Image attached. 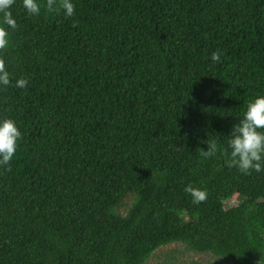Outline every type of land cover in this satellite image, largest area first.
<instances>
[{
    "label": "trees",
    "instance_id": "obj_1",
    "mask_svg": "<svg viewBox=\"0 0 264 264\" xmlns=\"http://www.w3.org/2000/svg\"><path fill=\"white\" fill-rule=\"evenodd\" d=\"M36 2L12 0L15 27L0 10V118L21 132L0 164V264H147L173 244L264 264V168L227 163L264 95V0Z\"/></svg>",
    "mask_w": 264,
    "mask_h": 264
},
{
    "label": "clouds",
    "instance_id": "obj_2",
    "mask_svg": "<svg viewBox=\"0 0 264 264\" xmlns=\"http://www.w3.org/2000/svg\"><path fill=\"white\" fill-rule=\"evenodd\" d=\"M12 0H0V10L4 11L3 22L10 27H15V19L7 9ZM24 7L28 12L36 14L39 12V6L36 0H23ZM49 6H54V0H49ZM63 8L66 16H72L74 6L71 0H61L59 5ZM6 33L0 31V47L6 44L4 38ZM212 60H218L219 55L212 53ZM26 81L24 79L16 80V87L23 88ZM9 84V73L5 70L3 64H0V85ZM264 95H257L254 99L247 102L243 118L237 124H234L230 130L228 139V161L229 166L237 167L241 172L255 170L257 172L264 168ZM21 136L16 122L11 118H0V164H7L13 158L17 141ZM217 150V144L210 142L207 149H202L203 156H210ZM185 191L190 193L193 202L200 203L206 199V192L199 188L187 185Z\"/></svg>",
    "mask_w": 264,
    "mask_h": 264
},
{
    "label": "rangeland",
    "instance_id": "obj_3",
    "mask_svg": "<svg viewBox=\"0 0 264 264\" xmlns=\"http://www.w3.org/2000/svg\"><path fill=\"white\" fill-rule=\"evenodd\" d=\"M176 252V258L178 259V264H220L218 261L211 256L198 255L194 252L188 251L181 244H173L167 247L159 249L155 255L148 261L147 264H157L160 259L164 260L167 258V254L170 252Z\"/></svg>",
    "mask_w": 264,
    "mask_h": 264
}]
</instances>
